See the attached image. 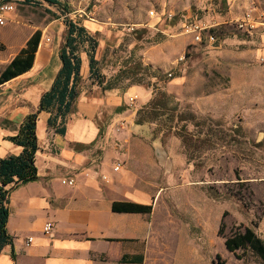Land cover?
<instances>
[{
    "label": "rangeland",
    "instance_id": "1",
    "mask_svg": "<svg viewBox=\"0 0 264 264\" xmlns=\"http://www.w3.org/2000/svg\"><path fill=\"white\" fill-rule=\"evenodd\" d=\"M59 1L63 7L19 3L7 14L0 65L54 18L66 13L64 22L86 25L96 41L83 48L96 59L89 86L145 90L150 98L137 92V112L150 111L162 91L170 96L167 114L151 121V142L161 149L154 153L157 187L169 186L159 191V207L167 202L173 220L159 232L171 244L172 264H184L185 250L204 264L217 254L226 264H262L249 250L228 251L223 236L245 226L261 236L264 220V29L249 35L230 23L231 13L253 0ZM193 18L219 23L215 44L180 33L181 22ZM181 112L193 119L179 120Z\"/></svg>",
    "mask_w": 264,
    "mask_h": 264
},
{
    "label": "crops",
    "instance_id": "2",
    "mask_svg": "<svg viewBox=\"0 0 264 264\" xmlns=\"http://www.w3.org/2000/svg\"><path fill=\"white\" fill-rule=\"evenodd\" d=\"M64 21L57 17L45 28L37 26L30 36L36 30L42 35L32 67L0 85V159L22 152L12 137L31 113H37L38 138L36 178L7 186H12L6 224L11 242L0 250V264H172L167 249L171 244L159 232L173 220L167 202L159 207V191L169 187L158 188L154 175V153L161 149L151 142L152 123H137V109L128 104L131 94L138 92L144 102L150 94L135 86H89L90 55L83 49L78 53L77 95L65 120L55 115L52 106H42L43 95L52 89L62 68ZM121 118L128 119V125L117 130L114 124ZM117 164L120 169L114 170ZM68 178H74L75 184L62 182ZM122 201L152 205V210L113 211V202ZM47 221L54 223L51 234L44 233ZM259 233L264 239V220ZM30 236L33 242L26 245ZM183 261L204 264L201 254L189 250Z\"/></svg>",
    "mask_w": 264,
    "mask_h": 264
},
{
    "label": "trees",
    "instance_id": "3",
    "mask_svg": "<svg viewBox=\"0 0 264 264\" xmlns=\"http://www.w3.org/2000/svg\"><path fill=\"white\" fill-rule=\"evenodd\" d=\"M29 2L30 0H25ZM50 5L59 7V0H46ZM41 7V6H34ZM65 10L64 8H62ZM42 32L36 30L26 41L25 46L11 59L7 65H0V85L6 81L29 70L34 62L35 54L38 50ZM95 48L96 41L90 35L86 28L80 22L74 19H68L65 42L61 48L62 68L60 69L53 87L42 97V106H52L57 117L65 120L67 113L71 109V104L75 100L77 91L76 83L79 78L80 57L78 53L86 46ZM3 48L0 45V50ZM93 50V49H91ZM88 51V50H87ZM89 52V51H88ZM96 59L94 54H90L91 72L95 69ZM72 77V83L70 84ZM170 96L162 91L160 96L155 98L150 111H138L137 123L151 122L159 116L167 114L171 108L168 105ZM187 114V113H186ZM179 120L193 119L192 113L184 115L183 112L178 114ZM36 119L37 113H31L25 117L19 132L12 137V140L22 146V152L19 155H10L0 159V250L11 242V237L7 234L6 224L8 222L7 202L12 186L19 183L28 182L37 176L35 165V156L38 149L36 136ZM12 185L7 188V186ZM113 211L117 212H151L152 205H144L122 201L113 202ZM219 234L223 235L222 226ZM224 236V244L228 251L237 252V250H249L256 255L264 264V239L259 236L251 227H238L231 231L229 235ZM210 264H226L217 254Z\"/></svg>",
    "mask_w": 264,
    "mask_h": 264
},
{
    "label": "built area",
    "instance_id": "4",
    "mask_svg": "<svg viewBox=\"0 0 264 264\" xmlns=\"http://www.w3.org/2000/svg\"><path fill=\"white\" fill-rule=\"evenodd\" d=\"M233 0H228L229 3H232ZM19 3H28L29 5L41 6V7H49L51 6L49 2L46 0H30L29 2L25 0H0V25L5 24L7 19V14L14 11ZM234 5H230V9L232 10ZM151 16H155L153 10L149 13ZM68 14H64L61 16L62 19H65ZM167 20L171 21L174 18V13L169 11L166 13ZM67 22V21H66ZM230 23L235 27L237 31L242 33H255L260 29H264V0L260 3H256L255 1L250 5H247L245 9L241 11H234L231 13ZM67 24V23H66ZM217 22H210L201 18H193L186 19L180 24V33L184 35H190L193 37V40L196 43H202L203 40L207 44L213 45L217 42L218 37L213 32V28L218 26ZM132 28V27H131ZM133 29V28H132ZM50 40L47 38V41ZM264 61V58H262ZM139 100V96L137 93L131 94L128 97V104L130 106L135 105ZM128 125V119L121 118L117 120L114 124L117 130L123 129ZM120 169V164L114 166V170ZM104 179H107V175H102ZM64 184L74 185L75 179L68 178L62 181ZM9 193L7 194V197ZM54 227V223L52 221H47L44 224V233L51 234ZM33 242V237L26 238V245H30Z\"/></svg>",
    "mask_w": 264,
    "mask_h": 264
},
{
    "label": "water",
    "instance_id": "5",
    "mask_svg": "<svg viewBox=\"0 0 264 264\" xmlns=\"http://www.w3.org/2000/svg\"><path fill=\"white\" fill-rule=\"evenodd\" d=\"M156 153H157V155L160 156V150L159 149L156 150Z\"/></svg>",
    "mask_w": 264,
    "mask_h": 264
}]
</instances>
